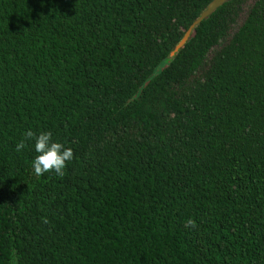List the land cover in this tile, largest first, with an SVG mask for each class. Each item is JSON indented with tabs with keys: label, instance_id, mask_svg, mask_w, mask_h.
I'll return each instance as SVG.
<instances>
[{
	"label": "trees",
	"instance_id": "16d2710c",
	"mask_svg": "<svg viewBox=\"0 0 264 264\" xmlns=\"http://www.w3.org/2000/svg\"><path fill=\"white\" fill-rule=\"evenodd\" d=\"M210 1L0 0V264H264V0L170 57Z\"/></svg>",
	"mask_w": 264,
	"mask_h": 264
},
{
	"label": "clouds",
	"instance_id": "9594fccd",
	"mask_svg": "<svg viewBox=\"0 0 264 264\" xmlns=\"http://www.w3.org/2000/svg\"><path fill=\"white\" fill-rule=\"evenodd\" d=\"M27 141H34L37 155L31 161V168L37 178L46 173H53L58 177L65 175L66 164L73 159L71 148H65L62 143L54 142L50 131H42L37 135L29 129L15 145V151L23 150L27 146ZM187 226L195 227V221L190 218L186 223Z\"/></svg>",
	"mask_w": 264,
	"mask_h": 264
},
{
	"label": "water",
	"instance_id": "95a60500",
	"mask_svg": "<svg viewBox=\"0 0 264 264\" xmlns=\"http://www.w3.org/2000/svg\"><path fill=\"white\" fill-rule=\"evenodd\" d=\"M227 1L229 0H211L206 5L205 9L199 14V16L185 30L179 42L173 47L172 51L169 53V56L172 57L174 53L184 45V43L187 41V39L191 35L193 28L197 24H199L202 20L208 17L216 8L220 7L222 4H224Z\"/></svg>",
	"mask_w": 264,
	"mask_h": 264
},
{
	"label": "rangeland",
	"instance_id": "374dc122",
	"mask_svg": "<svg viewBox=\"0 0 264 264\" xmlns=\"http://www.w3.org/2000/svg\"><path fill=\"white\" fill-rule=\"evenodd\" d=\"M254 0H245L240 13L238 14V16L235 19L234 24L231 26V28L228 31V35L227 37L241 24V22L244 19L245 13L247 11V9L251 6V4L253 3ZM211 53L208 54V58L210 57Z\"/></svg>",
	"mask_w": 264,
	"mask_h": 264
}]
</instances>
